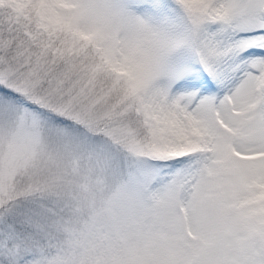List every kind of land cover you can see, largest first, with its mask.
I'll return each instance as SVG.
<instances>
[{
	"label": "snow or ice",
	"instance_id": "1",
	"mask_svg": "<svg viewBox=\"0 0 264 264\" xmlns=\"http://www.w3.org/2000/svg\"><path fill=\"white\" fill-rule=\"evenodd\" d=\"M0 264H264V0H0Z\"/></svg>",
	"mask_w": 264,
	"mask_h": 264
}]
</instances>
